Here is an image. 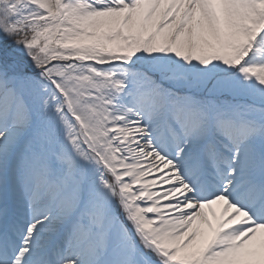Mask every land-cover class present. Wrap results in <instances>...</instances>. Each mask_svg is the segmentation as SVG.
I'll list each match as a JSON object with an SVG mask.
<instances>
[{
	"label": "snow or ice",
	"instance_id": "snow-or-ice-1",
	"mask_svg": "<svg viewBox=\"0 0 264 264\" xmlns=\"http://www.w3.org/2000/svg\"><path fill=\"white\" fill-rule=\"evenodd\" d=\"M0 264H264V0H0Z\"/></svg>",
	"mask_w": 264,
	"mask_h": 264
}]
</instances>
